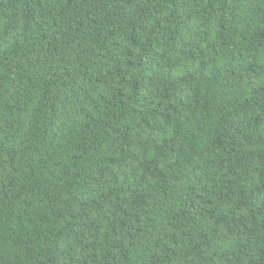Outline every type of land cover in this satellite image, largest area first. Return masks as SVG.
I'll return each instance as SVG.
<instances>
[{
	"label": "trees",
	"instance_id": "16d2710c",
	"mask_svg": "<svg viewBox=\"0 0 264 264\" xmlns=\"http://www.w3.org/2000/svg\"><path fill=\"white\" fill-rule=\"evenodd\" d=\"M0 264H264V0H0Z\"/></svg>",
	"mask_w": 264,
	"mask_h": 264
}]
</instances>
